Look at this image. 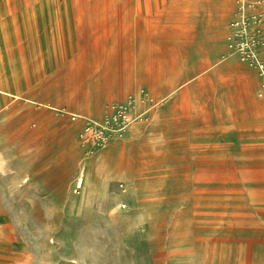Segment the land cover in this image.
I'll list each match as a JSON object with an SVG mask.
<instances>
[{
  "label": "rangeland",
  "instance_id": "374dc122",
  "mask_svg": "<svg viewBox=\"0 0 264 264\" xmlns=\"http://www.w3.org/2000/svg\"><path fill=\"white\" fill-rule=\"evenodd\" d=\"M4 76L0 264H264V0H0Z\"/></svg>",
  "mask_w": 264,
  "mask_h": 264
},
{
  "label": "bare ground",
  "instance_id": "6f19581e",
  "mask_svg": "<svg viewBox=\"0 0 264 264\" xmlns=\"http://www.w3.org/2000/svg\"><path fill=\"white\" fill-rule=\"evenodd\" d=\"M35 5V4H34ZM37 5H38V3H37ZM38 7V6H37ZM149 8V7H148ZM39 10V9H38ZM36 13V12H35ZM14 34V33H13ZM15 39V38H14ZM17 45V44H16ZM16 48H17V46H16ZM45 56V55H44ZM9 79V77H7V76H4V77H2L1 79H0V92H4V93H7V94H9V95H12V96H16V97H18V94L17 93H15L12 89H9V88H6L5 87V85L6 84H4V79ZM76 183H77V185H78V187H81L82 186V183H83V174H80L77 178H76ZM0 209L1 210H3L1 207H0ZM4 211L5 210H3V213H2V216H1V220H5L6 218H7V215L5 214V215H3L4 214ZM5 237V236H4ZM3 237V238H4ZM5 239L7 240L8 238L7 237H5ZM20 239V238H19ZM21 240V239H20ZM12 244V243H11ZM21 244V243H20ZM10 246V245H9ZM12 247H14V246H12ZM20 249V248H19ZM4 250V251H3ZM25 250V249H24ZM8 250H7V248L5 249V248H3V247H1L0 246V262H2V261H5L6 260V257H5V255L6 254H8V252H7ZM26 251V250H25ZM23 254V253H22ZM21 255V254H20Z\"/></svg>",
  "mask_w": 264,
  "mask_h": 264
},
{
  "label": "clouds",
  "instance_id": "9594fccd",
  "mask_svg": "<svg viewBox=\"0 0 264 264\" xmlns=\"http://www.w3.org/2000/svg\"><path fill=\"white\" fill-rule=\"evenodd\" d=\"M26 264H35V261L30 257L27 261ZM40 264H50L48 261H41Z\"/></svg>",
  "mask_w": 264,
  "mask_h": 264
}]
</instances>
